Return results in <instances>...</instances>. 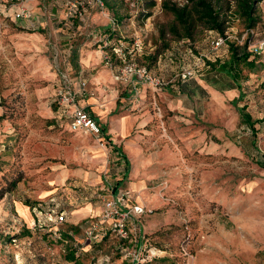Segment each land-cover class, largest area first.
<instances>
[{
  "label": "rangeland",
  "instance_id": "obj_1",
  "mask_svg": "<svg viewBox=\"0 0 264 264\" xmlns=\"http://www.w3.org/2000/svg\"><path fill=\"white\" fill-rule=\"evenodd\" d=\"M186 1L104 0L102 10L93 8L84 22L69 25L61 12L65 11L63 1L36 0L40 10L59 9L62 29L54 34L50 26L36 33L25 22L16 21L14 14V21L3 16L4 11L16 13L20 5H28L26 0H0V205L4 200L25 203L29 194L52 191L57 166L64 162L58 157L59 144L66 143L68 155L74 152L72 137L77 133L55 125L49 112L56 76L61 88L74 91V82L83 88L91 86L96 72L94 56L98 55L106 66L121 68L123 61H134L155 77L163 74L165 68H161L169 59L173 78L190 63L192 55L200 60L196 68L200 72L192 79L196 80L203 75L204 60L224 58L228 44L235 43L243 52L248 42L264 41V0L257 4L260 22L252 33L238 18L232 0H213L221 18L227 20L224 34L228 39L217 52L209 45L217 35L200 26L193 40L177 38L171 32L173 18L162 4ZM114 45L119 50L112 54L108 48ZM257 59L263 67L252 74L245 64L237 67L245 92L238 106H246L252 120L259 123L252 134L226 95H209L192 112H169L157 89L132 81L136 93L144 91L136 107L129 109L144 114L140 144L154 171L148 193L159 199L158 206L149 207L151 214L139 219L151 245L163 252L152 264L162 258H170V264H264V60ZM81 135L90 137L102 154L100 177L106 178L109 148L89 134ZM67 163L69 174L63 190L69 197L82 195V176L76 172L83 170V162L70 159ZM11 182L15 185L10 189ZM138 202L145 206L139 197ZM16 219L12 213L8 220H0V264L64 263L63 246L42 232H32L31 238L27 225ZM86 228L82 226V230ZM11 234L20 236L11 241ZM93 250L78 262L94 264L102 256L98 251L103 250L107 253L104 264H126L119 248L113 246L109 251L101 245Z\"/></svg>",
  "mask_w": 264,
  "mask_h": 264
},
{
  "label": "crops",
  "instance_id": "obj_2",
  "mask_svg": "<svg viewBox=\"0 0 264 264\" xmlns=\"http://www.w3.org/2000/svg\"><path fill=\"white\" fill-rule=\"evenodd\" d=\"M61 1L64 2V0ZM26 3L29 4H25L24 7L30 10L31 18L25 21V23L31 30H36V33H43L40 29L42 28V30L47 31L46 28L50 26L51 29L49 30H53L54 34H56V31L62 29L60 25V21L62 19L59 17L61 14L59 9L47 8L40 10L37 6H35L36 0H26ZM91 9L93 8H87L82 17L78 19V22H84L87 17V13ZM61 12L63 14L64 9ZM13 14L14 13L11 11L8 14H6L5 11L3 12V16L5 18L10 17L12 21H14L12 17ZM68 24L70 25L71 22ZM214 38L215 37H212V39ZM226 53L227 54L224 58H222L221 55L214 57L212 60H204L206 68H203V75H201V77L199 76L196 80H190L186 83L178 84L179 82H173L167 86L158 88V91L156 92L157 96L161 101H164L166 109L169 112L179 110L192 112L196 109V106H198L200 102L209 95L215 93L226 95L227 97L232 98L231 104L236 108L238 116H240V110H244V112L250 116L251 121L254 123L255 130V125L259 124L257 122L258 120H252L253 115L247 111L246 106H238V103L244 99L245 93L243 83L240 84L239 76H237V67L241 63L234 66L232 75L225 74L212 68V65L216 64V62L224 64L229 61L230 52L228 45ZM94 57H96V72L93 75L91 86L86 85V87L83 88V86H79L77 82H74L72 89L78 95L76 105L83 108L95 120L100 128L104 129V137L105 140H107L106 144L109 148V155L111 158L109 174L106 178L103 177L102 179L100 177L101 165L104 158L97 150L90 137H83L80 132L74 134L72 137L74 152L69 153L70 155L67 154L66 149L68 147L65 145L66 143L59 144L58 157H60L64 162L57 166V168H60H58V177L54 181L56 188L54 187L52 191L43 192V195L29 194L27 195L28 201H25V203L39 202V206L44 207L45 202H47V200L52 196H56L63 200L62 209L65 213L66 221L58 228L57 231L53 230L52 235L47 234V237H49L52 241H54L56 236H60L61 233H66L71 237H83L84 230H82V226H88L91 218L98 216L101 213L102 205L94 196L99 190L107 189L108 187L131 190L134 194V202L139 204V197L140 202L144 203L146 209L151 212L152 210L149 209V207L152 205L158 206L159 204V199L156 196L149 195L148 193V190L150 189H148V184L152 180L154 171L150 170L153 162L150 164V160L145 157L140 144L142 142L140 132L144 128L145 124L144 114L135 113L132 112V110L130 111L131 107H136L135 102L144 97V91L140 90L136 93V86H134L132 82L121 83L120 86L117 85L114 78V70L117 71L120 66H106L103 64L100 56L95 55ZM189 57L190 63L187 64L186 67H190L189 65L196 60L195 58L192 59V55H189ZM261 58L264 60V55L261 56ZM257 60V58L250 55L248 60L242 63L249 68V72H251L250 74L263 67L262 65L260 66L257 64ZM171 62L172 61H169L168 59L169 65L166 64L165 67L161 68H165L164 72L158 76L164 81H170L173 79L171 78L173 75V68L170 66L173 63L170 64ZM233 74H236L237 77H234ZM60 85L59 79L56 76L51 88L52 95L49 98V112L55 125L62 126L65 130L70 132L68 128L67 114L65 111L70 112L72 107L68 106L63 108L57 104L55 105L56 93L61 89ZM82 94L83 97H81ZM126 100H128V102ZM2 126L3 123L0 122V128ZM114 147L118 149L122 157L118 156L117 152L112 150ZM160 157L163 158V154H161ZM156 158L158 159V156ZM70 159H76L79 163H81V161L83 162V170L76 172V174L82 176L79 187L81 188L83 194H80L79 196L74 195L69 197L66 191L63 190V187H65V183L68 179L69 173L66 166ZM74 197H76V199H70ZM1 203L0 220L6 218L8 220L9 216L13 213V215L17 217L18 221L27 225L26 229L30 231L29 229L32 228L36 220L35 216L38 214L35 210L33 211L28 204L22 203L20 200H14L12 204H10L9 200H4ZM37 216L39 217L37 220L41 221L42 217L40 214ZM69 220L71 221V224L68 223ZM34 230L31 231L34 232ZM31 234V238H33L32 236L34 235L33 233ZM101 245L106 246L109 251L112 250L113 246L115 250L118 249L116 248L118 245L109 240L94 246V248L99 246L101 247ZM88 251L94 252L93 246L84 248L79 254L78 261H82V256ZM120 252H122V249L119 253ZM98 253L102 254V256L96 257L94 264H104L103 262L106 263L107 258L105 256L107 253H103V250L98 251ZM62 264L75 263L64 259V263Z\"/></svg>",
  "mask_w": 264,
  "mask_h": 264
},
{
  "label": "built area",
  "instance_id": "obj_3",
  "mask_svg": "<svg viewBox=\"0 0 264 264\" xmlns=\"http://www.w3.org/2000/svg\"><path fill=\"white\" fill-rule=\"evenodd\" d=\"M21 2V0H19ZM65 11L63 16L65 20L71 17H82L87 8H97L102 10L104 3L102 0H64ZM16 21L25 22L31 18L29 9L20 5L18 11L14 13ZM112 25H114L112 23ZM249 32V31H247ZM252 33V30L250 31ZM227 36H216L210 41L212 52L219 51L225 44ZM243 45V44H241ZM138 48V44L135 45ZM247 52L258 58L264 55V41L251 44L248 42ZM116 53V52H115ZM107 60V58H105ZM200 60L193 61V66L184 67L170 81H164L159 77L151 75L145 67L138 66L134 61H123L115 80L123 83L137 80L139 84H145L158 89L167 86L173 82L186 83L194 79L200 72L196 68ZM205 64L203 65V68ZM78 95L63 86L56 93V102L60 107H72L67 114L68 128L72 133H83L93 136L101 146H107L104 134L95 120L83 109L76 105ZM248 130V129H247ZM249 132V130H248ZM95 198L101 203L102 210L98 216L92 217L89 225L83 233L82 238L71 237L69 244L76 258L86 247L97 246L104 241H113L122 247L121 259L126 264H146L159 257L163 252L150 246L146 240V234L142 232L139 226V219L151 213L142 204L134 202V194L127 189H114L108 187L96 192ZM63 200L52 196L45 202L44 207L47 212L44 214L49 222V229L58 230L65 223L66 217L62 209ZM34 225V224H33ZM35 228H31L34 230ZM59 237V236H58ZM121 251V248H120ZM65 254V250H62ZM95 257H92V261ZM56 264V263H52Z\"/></svg>",
  "mask_w": 264,
  "mask_h": 264
},
{
  "label": "trees",
  "instance_id": "obj_4",
  "mask_svg": "<svg viewBox=\"0 0 264 264\" xmlns=\"http://www.w3.org/2000/svg\"><path fill=\"white\" fill-rule=\"evenodd\" d=\"M102 1L104 3V0ZM232 1L234 2L236 13L240 21L245 25L247 30L249 31L253 30L260 22V18L258 16L256 7L257 4L261 2V0H232ZM162 8L164 11L168 12L172 16L174 21L173 24L174 26L171 29V32L177 38H184L188 41L193 40L195 31L199 26L205 31L215 33L217 36H224L225 23L227 22V20L224 16L221 18L218 4L213 0H187L182 5L169 4L164 2L162 4ZM78 19H79L78 17L74 16L66 21L78 22L79 21ZM107 32L109 33V30H107ZM110 34L112 35V33ZM163 47H167V46L163 44ZM228 47L230 52L229 61L225 62L224 64H220V62H216V64L212 65V68L220 72H223L225 74L232 75V72L234 71V66L238 65L239 63L246 62L250 57V54L246 50L247 47L246 45L244 46L245 50L243 52L240 51V48L236 46L235 43L228 44ZM108 49H111V52H113L112 54H114V52L119 50L115 45L110 46ZM113 57L115 59L116 56L114 55ZM152 60L156 61L157 57H155ZM233 76L235 77L236 74L235 75L233 74ZM56 104L57 102L55 101V105ZM1 105L2 102L0 101V106ZM239 112H240L239 117L241 123L248 128L250 134L254 133L255 132L254 123L251 121L250 116L247 113H245L244 110H240ZM2 116L3 114L1 115V117ZM102 132L103 134L105 133L104 129H102ZM112 150L117 152L118 156L122 157L118 149L114 147ZM262 168L264 169V164L262 165ZM14 185L15 182H11L10 189ZM25 204H28L33 209V211L35 210L38 213L37 215L40 214V216L43 218V219L41 218L40 221L37 220L39 217L37 215L35 216L36 220L34 222L35 225L34 231L38 233L42 232L40 234L43 236L47 235L48 233L52 235L53 231L49 229V222L44 215L47 212L46 208L43 206H39V202H32V203L26 202ZM29 233L31 234L32 231H29ZM19 234H11L10 235L11 241H16L20 236ZM70 239H71L70 235L66 233H61L59 237L56 236L54 238V242L64 247V250L66 252L65 254H63L64 259H66L69 262H73L75 264H80L78 263L79 258H76L73 251L71 250L69 244ZM146 240L148 241L150 246H152L151 238L147 234H146ZM155 245L158 246L157 244ZM120 248L122 249L121 246H119V250ZM169 259L170 258H162L161 260H157V264H170ZM146 264H152V261Z\"/></svg>",
  "mask_w": 264,
  "mask_h": 264
}]
</instances>
